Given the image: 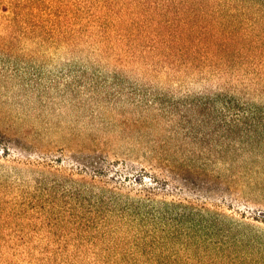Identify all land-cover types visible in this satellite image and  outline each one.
Masks as SVG:
<instances>
[{
  "label": "rangeland",
  "instance_id": "rangeland-1",
  "mask_svg": "<svg viewBox=\"0 0 264 264\" xmlns=\"http://www.w3.org/2000/svg\"><path fill=\"white\" fill-rule=\"evenodd\" d=\"M133 1L0 0V264H149L145 242L165 264H264V128L227 138L240 115L199 100L240 96L230 76L122 40ZM175 1L245 14L264 44V0Z\"/></svg>",
  "mask_w": 264,
  "mask_h": 264
},
{
  "label": "trees",
  "instance_id": "trees-1",
  "mask_svg": "<svg viewBox=\"0 0 264 264\" xmlns=\"http://www.w3.org/2000/svg\"><path fill=\"white\" fill-rule=\"evenodd\" d=\"M133 4L137 13L122 16V22L133 25L136 31L120 30V38L136 41L154 63L161 62L170 71L179 73L180 66L189 69L200 66L203 72L216 77L230 76L240 96L233 91L207 95L205 100H199V105L215 109L221 97L225 102L223 108L241 117L225 120L227 138L232 139L235 131H239L243 141L251 142L252 137H259L264 128V44L261 36L244 26L249 21L245 14L218 12L216 15L203 3L192 14L175 0H134ZM154 179L159 183L156 176ZM150 190V198H156L155 189ZM157 247L158 243L148 242L140 247L146 254V263L165 264L161 254H154ZM114 262L135 264L137 260L124 256Z\"/></svg>",
  "mask_w": 264,
  "mask_h": 264
}]
</instances>
